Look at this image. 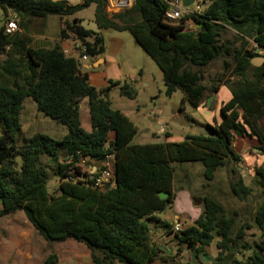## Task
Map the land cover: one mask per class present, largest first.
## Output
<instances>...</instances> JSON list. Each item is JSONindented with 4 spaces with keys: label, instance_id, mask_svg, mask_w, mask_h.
Instances as JSON below:
<instances>
[{
    "label": "trees",
    "instance_id": "1",
    "mask_svg": "<svg viewBox=\"0 0 264 264\" xmlns=\"http://www.w3.org/2000/svg\"><path fill=\"white\" fill-rule=\"evenodd\" d=\"M167 1L134 0L127 11L108 17L105 0H82L74 6L64 1L0 0L4 23L10 12L22 30L7 37L0 29V217L22 212L46 242L84 245L92 264H151L157 258L146 221L172 204L176 164H200L205 185L216 171L226 168L230 193L243 201L252 195V188L243 184L236 170L234 134L254 137L264 154V64L251 66L257 55L243 39L250 38L264 50V0H212L206 9L185 15L178 24L165 21ZM91 4L99 29L128 32L159 69L164 95L170 97L178 90L192 109L215 93L224 78L220 75L206 88L204 68L218 58H229L223 68L233 77L231 98L220 108L221 120L209 135H186L179 143L133 144L136 128L123 112L111 109L108 88L91 86L78 73L77 60L66 56L58 44L30 45L26 20L48 15L61 20ZM80 21H61L59 38L72 36L84 49L81 55L101 56L103 38L83 29ZM187 21L193 29L185 28ZM227 28L237 33L239 45L220 40ZM111 86H119L121 97L135 98L134 86ZM25 99L32 100L43 117L64 127L65 133L59 138L43 133L24 136L19 118ZM83 99L88 103L91 132L80 126ZM107 155L114 186L100 189L94 187L99 171L82 174L77 164L87 159L103 162ZM50 168L57 178L53 191L47 185ZM255 175L262 186L252 224H240L235 213L227 215L220 202L206 195L193 226L175 233L179 244L198 255L216 239L218 264H264V241L250 243L246 234L254 228L264 236V166ZM158 192L169 196L160 200ZM162 227L169 233L170 225ZM247 251L248 255L236 258ZM55 262V256L46 260V264Z\"/></svg>",
    "mask_w": 264,
    "mask_h": 264
},
{
    "label": "crops",
    "instance_id": "2",
    "mask_svg": "<svg viewBox=\"0 0 264 264\" xmlns=\"http://www.w3.org/2000/svg\"><path fill=\"white\" fill-rule=\"evenodd\" d=\"M55 1H63V0H55ZM211 1L212 0H207V3H206L207 6L211 3ZM114 2L115 4H117L118 7H121V6L124 7L126 5L132 6L134 0H114ZM183 2L184 0H182V4ZM120 3L123 5H120ZM193 3H194V0H191V3H187L188 4L187 6H184V5L183 6L190 9L192 8ZM89 20L93 21V19H89ZM192 25L193 23L191 21H187L185 24V28L191 30ZM227 30H232V29L227 28L225 32H227ZM18 32H20V28ZM112 32L117 33V34L122 33V32H115V31H112ZM101 33L102 32L100 31V35ZM117 34L114 35L108 32L105 37L102 35L101 37L104 40L103 54L96 58L87 57L86 60L79 59L80 51L76 47L77 42L69 41V40H66V41L57 40V43L60 46L62 52L63 53L66 52L68 54L66 56H70L77 60L78 73L80 75H85L87 77L88 83L91 86H93L95 89L102 90V89L108 88V90L106 91V94H110V95L113 94L114 96L116 91L118 92L119 86H111V84L113 83H118L119 85H121L122 83H127L134 87H138V89L135 90L136 95L133 100H128V99L121 97L118 92V101H119V104L123 106V109H120V110L115 109V110L123 112L129 119V121L135 126L136 134L133 138L132 143L138 145L141 143L135 142V139L138 134L137 133V122L135 121L137 119L135 118V116L137 115L136 102H143L146 100L148 102H151L154 98L155 100H157L156 98H159L160 100L162 95H164L162 76H161V73L159 72V74H153L152 76H154V78L151 79L148 76L147 70L150 69L152 72H154L153 70L154 68H139L136 65L133 66L129 61H126L124 59L122 60L119 59V56H121L123 52V43H122V37ZM41 38H37V39H41ZM236 38H239L238 35ZM243 39L246 42L247 47L250 46L248 48L252 49L254 53L257 55L254 59L250 60L251 66L253 68H258L262 66L264 64V50L257 47L250 38H243ZM249 39L251 41L250 44L247 41ZM51 41H53L52 43H55L54 42L55 40H51ZM54 45L55 44H51V42L41 43L39 41L37 44V46L46 47V48L52 47ZM143 60L145 61V63L147 64L149 63L148 60H146V58L144 57H143ZM259 60L261 62H259ZM218 73L220 74H216L215 72L213 74L214 78L210 77L209 80L211 81L215 80V78L218 77L217 75H224V80L221 83H219L218 88L215 93L209 94V95L207 94L205 96V99L203 100V103L198 108L194 109L197 111V118L190 116L191 118L187 121V127L188 126L189 127L184 128V130L182 129L181 133L179 134L171 133V131H169V123L166 119H162V118L156 119L155 117L151 119V122L154 128L158 131L160 130V133H162L164 136V141L161 142V141H158L157 132L156 133L150 132L151 140H152L151 143H179L183 141L186 135H191V134L209 135L210 134L211 132L209 131L210 128L214 127L221 120L220 108L222 107L223 104L228 102L231 98V83L229 82L233 81V77H229V72L224 71L223 62H222V68L220 69ZM130 79L133 80V83L128 82V80ZM158 83H160L161 88L160 86H158ZM144 91H146V96L142 97L141 95L142 93H144ZM209 97H211V100L207 102V99ZM182 101H183V96H182L181 102ZM32 102L30 99H25L23 102V107L20 112V118H19L22 134L26 137H30L31 135L35 133L52 134L51 132L60 131L61 132L60 136H62L65 133V131L61 130V128H59L58 126H55L52 122L49 121L48 118H45L41 114H39L36 107H35V110L33 108L32 111L29 112V107L34 106ZM181 102H180V107H181L180 110L186 112L188 104L185 101H183L182 104ZM25 105H27L28 110H26ZM32 113L34 117H32L31 115ZM179 114L180 112L175 116V118H176V122L181 124V121L178 119ZM184 115L187 116V113H185ZM79 119H80L81 128L85 132H91V120H90V115L88 112L87 99H83L79 103ZM39 122H42V124H39ZM111 139H112V134L109 133L108 141H110ZM232 148H233L234 153L239 158V161L236 166V170L241 175L243 184L252 188V191H251L252 195L249 196V198L253 196L256 198L257 196L259 197L261 193V189L260 190L258 189L259 185L257 184V181L255 179V176H256L255 170L260 166H264V154H262L261 151L259 150L258 141L254 137H248L243 134L235 133L234 140L232 141ZM87 160L80 161L78 164L79 169L85 172L86 174L97 173L102 168V162L92 161L89 159ZM182 167H188V166H182ZM189 167H194V166L191 165ZM189 167L186 168V170H189ZM195 168L196 170L199 171V174L202 175V167L195 166ZM225 169L226 168L216 171L214 179L209 184L205 185L203 179L200 178L201 183H199L200 184L199 186L202 189L207 188L213 194H217L216 192L218 191V188L217 187L215 188L214 185H216V175L218 174V172L224 175V177H222L221 179V181H223V184L225 183L227 184V182H229L231 178V176L228 174V171H226ZM188 173L189 171H186L182 173L180 176H178L177 181L179 182V184H176L175 170H174L173 188H172L174 197L172 200V204L169 206V209H170L169 211L171 212V214L165 215L163 219H157L158 224L155 223L154 225L150 226L149 230H150L151 240L158 251L157 258L151 264H218V262L215 259L217 251L214 253L213 256H211L207 254L206 249H205L203 252L197 255L194 252L188 250L187 246L183 244H179L178 240L175 237V233L173 232V227L175 225H179L180 232L183 230L185 231L186 229L192 227L193 222L199 217V215L202 212V210L193 211V207L194 206L199 207L202 204V201L201 203L197 204L195 203V200L200 201L206 195L202 194V197L199 196L201 195V191L199 188L195 189V191H190L188 189V187L186 186L187 184L184 183L185 177L186 176H187L186 178L189 177ZM247 173L249 174L248 180H246ZM225 188L226 186H223V193L226 192ZM190 194H192L193 203L190 204V201H189V204L185 203L189 199ZM208 196L210 195L208 194ZM247 199L243 201H239L236 199L237 204H235L233 208L235 210H232L231 213H235L237 217L240 214L241 215V218H239L240 220L246 219L247 221L250 222V224H252L253 217H254V211H255L256 206L260 203V201L258 202V200H260V197L259 199L258 198L257 200L253 199L250 202L246 201ZM186 205L188 207V210L185 209ZM239 209H245V213H242V212L238 213ZM184 210H187V212L184 213ZM165 212L166 211H164V214ZM250 216L252 220H249L248 218H246V217L250 218ZM154 219H156V215L154 216ZM170 220H171V223H170ZM163 224L170 225L169 233H167L163 229L162 227ZM251 230H253L254 233H260L258 230L254 228ZM263 241H264V236L261 237V243ZM254 242L259 243L257 241H252V243ZM61 243L66 245V248H69V247H74L73 244H75L76 242L65 241ZM83 247H81L83 252L80 254H77L72 249L71 255L68 257V260H70L71 262H68L66 264H92L90 261L89 252L87 251L86 248H83ZM7 250L8 249L5 248V243H1L0 244V264H9L8 261L10 258L9 259L6 258ZM248 253H250V251L249 252L247 251V255ZM238 257H240V255L236 256V258ZM46 260H45V264H46ZM57 263H61V261L58 260ZM11 264H17V263L16 261L14 262L12 260Z\"/></svg>",
    "mask_w": 264,
    "mask_h": 264
},
{
    "label": "rangeland",
    "instance_id": "3",
    "mask_svg": "<svg viewBox=\"0 0 264 264\" xmlns=\"http://www.w3.org/2000/svg\"><path fill=\"white\" fill-rule=\"evenodd\" d=\"M66 2L67 5L69 6H74L77 4H80L82 2V0H63ZM207 1L204 0H194V3L192 5L193 8L198 7L199 11H203L204 9H206L207 7ZM131 5H126V6H121L118 7L117 4H115L114 0H105V13L107 14L108 17H112L115 16L117 14H120L124 11H127L128 9H130ZM94 4H91L85 8L79 9L77 10L74 14L72 15H65L62 16L61 20L58 16L56 15H48L46 18L44 19H32V20H26V24H27V30H26V36L29 38V43L32 46H37L38 41L39 42H44V43H48L51 42V44H56L57 40H61L59 38V29L61 28L60 22L62 21H72L74 18L77 19H81V20H89V19H93L94 18ZM10 15V12H9ZM4 16L2 15L1 11H0V29L4 26ZM182 19L179 21L181 22ZM171 24H175L174 22H172ZM198 26V25H196ZM102 33L100 36H106V34L109 32L110 34H114L116 35L117 33L112 32L111 30H100ZM18 32V31H17ZM22 30L20 28V32L21 33ZM15 34V33H14ZM117 35H120L122 37V43H123V52L121 54V56H119V59H124L126 61H129L133 66L136 65L139 68H154V72H152L150 69H148L147 73L148 76L152 79L154 78V76H152L153 74H159V69L157 68V66L154 64V62L150 59V57L147 56V54L142 50L141 47H139L138 45H135L133 42V39L131 37V35L128 32H122V33H118ZM42 37V38H41ZM237 35L235 33V31L233 30H227V32H224L222 34L221 37V41L226 42H234L236 45L239 44V40L238 38H236ZM37 38H41V39H37ZM38 40V41H37ZM51 40H55V43H52L53 41ZM69 41H74L73 37L70 36L69 39H67ZM66 41V40H63ZM248 43L250 44V39L247 40ZM58 44V43H57ZM250 47V46H248ZM143 57L146 58V60H148V64L145 63V61L143 60ZM229 58H218L215 61L211 62L208 66H206L204 68V80L203 83L205 84L206 88H209L212 81L209 80L210 77H213L214 73L216 72V74H220L218 73L220 71V69L222 68V62H224V60H228ZM152 76V77H151ZM219 78L220 75H217ZM214 78V77H213ZM215 78V80H216ZM224 80V78H222V81ZM219 85V84H218ZM158 86L161 85L160 83H158ZM142 97L146 96V91H144V93H142L141 95ZM107 99L110 103V106L112 107L113 110L115 109H123V106H121L119 104L118 101V92L116 91V93L112 95L107 94ZM157 100H155V98L151 101L148 102L143 101V102H136L137 105V117L135 116V118H137L135 121L137 122V137L135 139L136 143H141V144H146V143H151V135L150 132L152 133H158V141L163 142L164 141V136L162 133H160V130H156L154 128V126L152 125L151 119H153V117H155L156 119L158 118H162V119H166L169 123V131H171V133H181L182 129L184 130V128H188L187 127V121L191 118V117H195L197 118V111L192 109L189 105H187V111H181V107H180V102L182 99V93L180 91H175L170 97H166L165 95H162L161 99L159 100V98H156ZM32 102V100H31ZM186 102V101H185ZM34 104L33 107H29V112L32 111V109L34 108L35 110V103L32 102ZM26 110H28L27 105H25ZM34 112V111H33ZM179 114L178 119L181 121V124L176 122V118L175 116ZM200 112V111H199ZM185 113H187V116L184 115ZM32 117H34L33 113L31 114ZM191 116V117H190ZM50 122H52L55 126H58L59 128H61V130L65 131V128L56 124L54 121L50 120ZM39 124H42V122H39ZM161 125V124H159ZM52 134H47L50 137L53 138H58L60 137V131L58 132H51ZM63 133V132H62ZM62 135V134H61ZM63 158V157H62ZM61 158V159H62ZM17 161H20L19 159H17ZM193 165L194 167H189ZM182 166H188L189 170H186V168L188 167H182ZM195 166L197 167H201L200 164L197 163H187V164H176L174 166V170H175V182L176 184H179L178 180V176H180L182 173L189 171L188 175L189 177L186 178L185 177V184H187L186 186L188 187V189L190 191H195V189H200L201 191V196L202 194H205L208 196V194L210 195V197L216 199L218 202H220L227 215L231 214L235 204H237L236 199L232 196V194L230 193L229 190V182H227V184H223V181H221L222 177H224V175L222 173H219L216 175V185L215 188H218V191L216 192L217 194H213L211 191H209L207 188L206 189H202L199 185V183H201V179L202 175L199 174V171L196 170ZM228 168V167H227ZM84 170V169H83ZM247 179L249 178V174L247 173L246 175ZM256 181L260 182L259 183V187L262 186V181L259 179V177L255 176ZM237 180V177H235L234 179H232V181ZM245 180V181H246ZM47 185L49 187V191H53L56 187H57V178L54 174V169L50 168L48 170V180H47ZM223 186H226L225 190L226 192L223 193ZM228 187V188H227ZM195 193V192H194ZM189 194V193H188ZM194 195V194H193ZM197 197V196H195ZM257 198L259 199V197L257 196ZM256 197H251L249 199H247L246 201H252L257 200ZM193 203L192 201V194H190L189 199L187 200V202L189 204ZM260 200H258L259 202ZM196 203V201H195ZM201 203V200H200ZM183 209V208H181ZM188 210V207L186 205V208ZM170 209L167 208L164 212H158L156 213V219H150L146 221V224L148 225L149 229L150 226L154 225L155 223L158 224V220L157 219H163L165 215L167 214H171V212L169 211ZM187 210H184V213L187 212ZM198 210L201 211L202 210V206L200 205L198 206H194L193 207V211ZM245 213V209H239L238 213ZM245 216V215H244ZM238 219V222L240 221V224H242L243 222L247 221L246 219H242L240 220L239 218H241V215L239 214L238 217H236ZM249 220L251 219L249 217H246ZM249 222V221H247ZM171 223V220H170ZM187 223V221H186ZM184 231V230H183ZM180 232V231H179ZM177 232V234L179 233ZM247 236H248V241L250 243H252V241H257L259 243H261V235L260 233H254L253 230L251 231H247ZM215 242L216 239L213 240L212 244L208 247H206V252L208 255L213 256L214 253L216 252V248H215ZM1 243H5V248L8 249L6 252V258L9 259L8 263L11 264L12 260L17 264H45V260L49 257V256H55L56 257V262L55 264H66L68 262H71L70 260H68V257L71 255V251L72 249L74 250V252H76L77 254L82 253V249L81 247H83L84 245H80L78 243L73 244L74 247H69L66 248V245L62 244V243H49L46 242L45 240H43L38 234L37 232L33 229V227L28 223L27 219L25 218L24 214L22 212H16L12 215L9 216H3L0 217V244ZM83 248H86L85 246ZM87 249V248H86ZM85 250V249H83ZM88 251V250H87ZM89 252V251H88ZM244 254V256L247 255V253H241L239 254L240 256ZM240 258V257H238ZM60 260L61 263H57V261Z\"/></svg>",
    "mask_w": 264,
    "mask_h": 264
},
{
    "label": "built area",
    "instance_id": "4",
    "mask_svg": "<svg viewBox=\"0 0 264 264\" xmlns=\"http://www.w3.org/2000/svg\"><path fill=\"white\" fill-rule=\"evenodd\" d=\"M55 1V0H52ZM168 9L165 13V21L168 23H172L174 22L175 24L180 23L179 21L181 19H183V17L185 15H196L199 13V8L195 7L194 9H188L187 7H184L182 4L181 0H168ZM120 5H123L120 3ZM193 25H192V29H193ZM17 31H19V26L17 24V21L15 19L14 14L10 13V15H8V19L5 21L3 29H2V33L4 36L7 37H11L14 35V33L16 34ZM77 49L81 52H83V47L80 45V43L77 42L76 44ZM65 55H68L66 52H64ZM79 59L81 60H86L87 56L85 55H79ZM128 82L133 83V80L130 79L128 80ZM109 143L106 142L105 143V149L109 148ZM110 155L106 156V160H104L102 162V168L99 170L98 172V176L95 179V183H94V187H98V188H112L114 186V176L111 170V165L109 162L110 159ZM78 167V164H77ZM79 168V167H78ZM80 173H85L82 170L79 171ZM92 174V173H89ZM180 228L179 225H175L173 227V232L177 233L179 232Z\"/></svg>",
    "mask_w": 264,
    "mask_h": 264
},
{
    "label": "water",
    "instance_id": "5",
    "mask_svg": "<svg viewBox=\"0 0 264 264\" xmlns=\"http://www.w3.org/2000/svg\"><path fill=\"white\" fill-rule=\"evenodd\" d=\"M187 3H191V0H184L183 2V5L184 6H187L188 4ZM80 25L83 29L87 30V31H90L94 34H96L97 36H100V29L99 27L97 26V24L94 22V21H90V20H81L80 21ZM198 28H199V25L196 26V31H195V34L197 33L198 31ZM259 62H261L259 60ZM135 90L138 89V87H134ZM211 100V97H209L207 99V102H209ZM169 196V193H166V192H158L157 193V197L160 199V200H164L166 199L167 197ZM197 204L200 203V201L198 200H195Z\"/></svg>",
    "mask_w": 264,
    "mask_h": 264
}]
</instances>
